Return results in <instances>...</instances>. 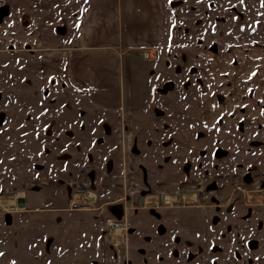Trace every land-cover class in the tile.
Instances as JSON below:
<instances>
[{"label": "rangeland", "instance_id": "374dc122", "mask_svg": "<svg viewBox=\"0 0 264 264\" xmlns=\"http://www.w3.org/2000/svg\"><path fill=\"white\" fill-rule=\"evenodd\" d=\"M85 1L0 0V27L26 12V23L39 24L37 49L58 48ZM169 19L159 59L127 77L128 102L115 91L47 86L40 51L24 46L29 36L0 28V264H264V131L201 123L208 111L220 123L247 114L263 82L250 65L262 64L242 55L245 65L213 78L209 92L203 76L212 74L198 52L205 45L217 59L243 41L262 48L264 0H182ZM240 77L242 89L230 83ZM218 148L227 155L217 158ZM191 191L200 203L185 204L197 201ZM148 192L169 203L157 208L166 226L158 234L151 206L142 208ZM117 204L131 216L121 243L109 235Z\"/></svg>", "mask_w": 264, "mask_h": 264}, {"label": "crops", "instance_id": "0c3cea01", "mask_svg": "<svg viewBox=\"0 0 264 264\" xmlns=\"http://www.w3.org/2000/svg\"><path fill=\"white\" fill-rule=\"evenodd\" d=\"M85 3V6L78 12L77 21L72 27L73 35L67 38L69 44L58 48L37 49L41 47L39 24L37 23L38 25L35 26V24L26 23V16H29L25 14L26 12L10 14L1 23V27L8 34V31L17 32L18 29L19 33L25 35L23 40L29 36L26 41L24 40V46L29 45V50L33 53L40 51L38 62L47 86L57 89L65 87L69 90L115 91L124 94V98L127 96L128 102L129 98L132 99L133 84L127 81V77L130 76L134 68L139 67V71H143V67L154 63L160 55V49L169 43L170 34L174 29V26H170L169 22L170 9L173 7L172 1L86 0ZM16 15H18V20L13 19ZM35 21L37 22V19ZM61 32H64V36L69 37V29L66 34L65 29H62ZM31 34L34 36L32 37ZM20 37L22 36L20 35ZM246 42L248 41L238 43L231 51H220V54L216 56L217 59L213 57V54L211 56L210 51L207 50L208 47L199 45V56L204 57V63L212 74L210 80L206 73L205 77L203 76V83L206 84L205 89L209 92L213 78L218 82L223 77L228 79L227 72L232 73V70H237L245 65L242 56L244 54H251L252 59H259V63L262 64L261 68L256 63H252L250 66L254 73L258 68L259 75L261 74L263 80L258 84L257 90L255 89L254 103L248 108L247 114L236 118L235 123H233L234 120L231 123H220L217 121V115L213 116L210 111H208V115H205L204 112L202 126L223 127V129L231 131H236L241 126L245 130L264 131V46H261L262 49L259 48L260 46L251 45V42H248L249 44ZM147 53L151 55V58H145ZM233 60L237 61L234 68ZM208 63L210 65L213 63V68L209 67ZM231 77L233 78V75ZM243 81L246 80L240 77L232 79L230 83L234 87L239 85L238 88L242 89ZM243 89L250 90V86ZM214 120L217 122L213 123ZM197 198L198 204L201 202L200 194ZM262 198L264 200V197ZM263 223L264 221L260 222L259 227ZM178 235L184 238L185 231L179 229ZM255 245L257 246V242L251 246L255 247ZM180 250L184 251L181 247ZM259 257L256 258L260 260Z\"/></svg>", "mask_w": 264, "mask_h": 264}, {"label": "flooded vegetation", "instance_id": "af4514ba", "mask_svg": "<svg viewBox=\"0 0 264 264\" xmlns=\"http://www.w3.org/2000/svg\"><path fill=\"white\" fill-rule=\"evenodd\" d=\"M182 4V0H174V1H172V6L173 7H176V6H180ZM158 60V59H157ZM223 151V149L222 148H218V150L215 152V156L217 157V158H223V157H225L226 155H227V151L226 150H224L225 152H226V154H224V156H222V157H219V156H217V152H220V151ZM92 175H95V171H92ZM252 178V176H251V174H246L245 175V180L247 181L248 179H251ZM249 181V180H248ZM209 188L211 189V190H214V191H217L218 190V187H217V184H216V182H213L211 185H209ZM67 190H69V191H71L72 192V190H71V188H67ZM83 192V191H82ZM191 192H194V193H196L197 194V196L199 195L198 194V192H196V191H191ZM188 193V192H187ZM180 195V194H183V193H176V194H170L171 196H175V195ZM164 195H166V193H159V194H157V195H150L149 194V192L148 193H144L143 194V196H142V203H143V209H145V208H147V206L146 205H148V206H151L150 208H149V213H151V215H153V217L159 222L158 223V225H157V229H156V232H157V234L159 233V229H161V228H166V226L164 225V222H161L160 221V219H161V215H160V212L157 210V208H159V207H165L166 206V204H169V203H166L164 200H163V198H164ZM148 196H156L157 197V199H155L154 200V202H151V203H146V198L148 197ZM26 199V198H25ZM127 199V196H125V198H124V200H126ZM198 199V198H197ZM93 202H95V199H92V203ZM175 204L176 203H182V202H174ZM18 204V203H17ZM171 204H173V203H171ZM185 204H191V205H194V204H197V201L195 202V203H185ZM26 205H27V203H26ZM105 205H108V203H106ZM168 207V206H167ZM173 206H171V207H169V208H172ZM233 208H234V206H233V204L231 205V207H229V208H227V212L228 213H231L232 211H233ZM69 210H75V211H80L81 209H69ZM138 210V209H137ZM109 211H111V213H112V215H113V217H114V219H115V221L116 222H111L115 227H122L123 228V226L125 225V222L128 220V219H130L131 218V216H130V218H129V213L126 211L125 212V209H124V207H123V205H120V204H117V205H109ZM163 215V214H162ZM211 216V214L208 216V217H210ZM108 222H110V220L108 221ZM127 224V223H126ZM172 225H173V223H171ZM109 227V226H108ZM170 227H175V226H170ZM110 228V227H109ZM110 230H111V228H110ZM110 230H109V232H110ZM162 232H163V230H162ZM156 234V235H157ZM177 236H179V235H177ZM157 237H158V235H157ZM152 239H153V237H149V236H147L146 237V239L144 240V242L145 243H152L153 241H152ZM111 242V241H110ZM176 242H178V238H176ZM113 243V242H112ZM174 252H178L179 251V247H177V249L175 248L174 250H173ZM141 253H143V255H145V254H147V252L146 251H144V250H142V252ZM148 253H150V252H148ZM179 253V252H178ZM132 264V263H131Z\"/></svg>", "mask_w": 264, "mask_h": 264}, {"label": "bare ground", "instance_id": "6f19581e", "mask_svg": "<svg viewBox=\"0 0 264 264\" xmlns=\"http://www.w3.org/2000/svg\"><path fill=\"white\" fill-rule=\"evenodd\" d=\"M145 56H146V58L148 57V58H151V56L150 55H148V53L147 54H145ZM150 56V57H149ZM149 197V196H148ZM147 197V198H148ZM197 196H195V198H196ZM146 198V199H147ZM111 228V232L109 233V235H110V238H111V240L113 241V242H115V243H121L122 242V240H123V228L122 227H115L113 224H112V226L110 227ZM111 241V242H112Z\"/></svg>", "mask_w": 264, "mask_h": 264}, {"label": "water", "instance_id": "95a60500", "mask_svg": "<svg viewBox=\"0 0 264 264\" xmlns=\"http://www.w3.org/2000/svg\"><path fill=\"white\" fill-rule=\"evenodd\" d=\"M3 122V117L0 116V124H2ZM224 154H226V152L223 150H221L220 152H217V156L222 157L224 156ZM18 208H22L25 209L26 208V199L25 197L19 198L18 199Z\"/></svg>", "mask_w": 264, "mask_h": 264}]
</instances>
